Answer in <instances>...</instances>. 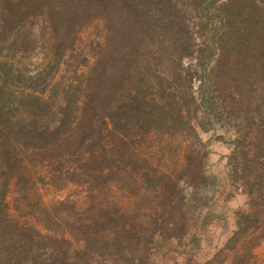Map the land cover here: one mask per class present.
<instances>
[{
    "label": "rangeland",
    "instance_id": "obj_1",
    "mask_svg": "<svg viewBox=\"0 0 264 264\" xmlns=\"http://www.w3.org/2000/svg\"><path fill=\"white\" fill-rule=\"evenodd\" d=\"M0 119V264H264V0H0Z\"/></svg>",
    "mask_w": 264,
    "mask_h": 264
},
{
    "label": "trees",
    "instance_id": "obj_2",
    "mask_svg": "<svg viewBox=\"0 0 264 264\" xmlns=\"http://www.w3.org/2000/svg\"><path fill=\"white\" fill-rule=\"evenodd\" d=\"M35 108L38 112V110L41 109V106L38 104L35 106ZM4 113L5 114L3 117V125L8 126L12 122L11 119L13 114H10L9 111H5ZM68 114H70V112ZM37 116L38 114L28 117L33 121L35 120V122L30 120L32 122L31 126H29L30 124L24 123V125L22 124V126L17 125L20 127V129L14 127L15 129H13V131L19 137L16 141V143L18 142L19 146H24L26 148H38V149L48 147V145H50L48 143L50 142H48L47 138L50 135L56 136L61 134L60 128H65V130L68 131L69 129H71L72 120H74V119L70 120L69 117H65V114H63V117L62 116L58 117L56 121L53 123V125L46 126L44 124L42 125L39 123L40 120ZM66 116L69 115L66 114ZM0 121H2V119H0Z\"/></svg>",
    "mask_w": 264,
    "mask_h": 264
}]
</instances>
